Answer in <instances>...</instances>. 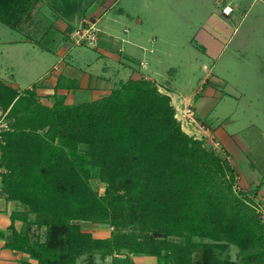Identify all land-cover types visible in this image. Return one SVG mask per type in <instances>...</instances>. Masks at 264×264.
I'll return each instance as SVG.
<instances>
[{"label": "trees", "instance_id": "trees-1", "mask_svg": "<svg viewBox=\"0 0 264 264\" xmlns=\"http://www.w3.org/2000/svg\"><path fill=\"white\" fill-rule=\"evenodd\" d=\"M0 107L11 126L0 134L2 191L25 208L11 215L6 247L35 261L20 264H76L121 251L158 264H234L217 255L229 245L243 261L264 260V222L250 197L236 193L231 164L182 131L170 96L152 81L128 80L97 100L49 107L0 80ZM91 168L106 184L103 196L90 186ZM15 220L26 229L17 231ZM82 221L148 234L96 239ZM32 226L44 233L32 237Z\"/></svg>", "mask_w": 264, "mask_h": 264}, {"label": "crops", "instance_id": "crops-1", "mask_svg": "<svg viewBox=\"0 0 264 264\" xmlns=\"http://www.w3.org/2000/svg\"><path fill=\"white\" fill-rule=\"evenodd\" d=\"M119 1L106 0L103 7L94 4L93 12L98 16L92 22L98 28L95 45H73L65 37L67 24L61 19L37 40L30 39L21 28L0 23V80L19 94L32 91L38 102L49 107L60 100L67 105L94 101L128 80H150L170 96L177 109L192 106L198 118L211 124L218 143L232 158L234 172H240L231 156L239 155L235 137L223 125L213 123L207 107L211 99L219 97L218 86L224 81L214 73V63L220 56L217 52L239 32L252 3L242 9L236 5L242 15L232 27L229 21L222 20L226 15L221 12L222 6L232 0H189L174 5L169 9L171 13L162 14L164 21L160 25L133 15L123 6L117 7ZM255 24H259L257 19ZM252 27L254 35L259 29ZM24 210L20 202L6 198L0 175V264H20L21 260L35 263L28 254L6 247L12 240L11 215ZM79 224L93 238L112 236L113 228L106 224ZM13 226L17 231L26 229L21 220H15ZM91 259L94 264H158L155 256L126 251L83 255L76 264H91Z\"/></svg>", "mask_w": 264, "mask_h": 264}, {"label": "rangeland", "instance_id": "rangeland-1", "mask_svg": "<svg viewBox=\"0 0 264 264\" xmlns=\"http://www.w3.org/2000/svg\"><path fill=\"white\" fill-rule=\"evenodd\" d=\"M105 1L0 0V23L3 26L21 28L25 30L30 39L37 40L53 26L54 21L61 19L67 24L64 34L69 40L68 34L73 30L92 26L96 28V32L98 31L97 26L92 24L98 17L97 13L93 12L94 4L97 2L96 4L103 7L102 3ZM186 1L189 0H120L117 7L123 6L126 11L133 15L138 14L160 25L164 21L162 14L168 15L171 13L169 9L174 5L183 4ZM250 3H252V10L243 26L240 27L239 32H235L234 35L231 33L232 37L228 43L223 44V49L217 52L220 56L215 63L214 60H210L211 63H214V73L224 81L218 86L219 97L211 99L207 108L213 123L223 125L224 129L235 137L236 145L239 147V155L233 153L231 156L237 162L240 172L235 171L237 173L234 177V189L240 197L249 194L251 204L264 222V0H232L231 5L234 10L230 16H225L222 20L229 21L234 27V23H238L237 20L242 15L236 5L240 4L239 9H242L248 7ZM259 12H261L260 15ZM135 16L132 23H134ZM256 19L259 24L253 25V21ZM1 26L0 28H2ZM252 26L259 29L254 32V35L251 34ZM4 37L9 38V35L5 34ZM158 90L162 92L159 88ZM171 103L175 108V116L182 131L192 138H201L200 140L203 141L206 148L213 149L216 154L231 164L232 158L228 157L229 154L219 143L216 149L211 145L209 135H213L215 138L213 141H217L211 124L202 121L195 112L197 124L182 126L184 123L182 124L178 118H186L182 113L189 105L177 109L172 101ZM7 112L8 110L4 111L0 107V134L4 130H11ZM182 122L184 121L182 120ZM86 148V146L81 145L79 147L80 153H85ZM250 162L253 163L250 164ZM2 164L3 162L0 160L1 178L6 173ZM98 175V169L91 168L89 183L99 196H103L106 184L99 179ZM253 176L257 179H254ZM33 219L34 214L29 213L28 220ZM96 224L104 227L100 223ZM106 225L110 226L107 223ZM112 228L113 233L136 232L142 238L148 234V232L140 231L136 226L126 228L112 226ZM30 233L32 237L37 234L42 235L44 229L32 226ZM217 255L222 260L235 262L234 264H264V260L260 258L243 261V256L235 245H229L228 249L218 252Z\"/></svg>", "mask_w": 264, "mask_h": 264}, {"label": "built area", "instance_id": "built-area-1", "mask_svg": "<svg viewBox=\"0 0 264 264\" xmlns=\"http://www.w3.org/2000/svg\"><path fill=\"white\" fill-rule=\"evenodd\" d=\"M233 10L234 9L231 4H225L221 8V12L226 16H229L233 12ZM68 38L72 42L73 45H82V44L95 45L98 41L97 33L95 31V28H93L92 26H89L87 28H80L78 30H73L71 33L68 34ZM182 114L183 116H186L185 119L178 118L182 124L184 123V125L182 126H185V124L187 125L197 124V120L195 118V111L192 106L187 107ZM182 120L184 122H182ZM208 137L211 142V145L213 146L214 149H216L218 142L213 141V138H214L213 135H209ZM198 139H201V138H198Z\"/></svg>", "mask_w": 264, "mask_h": 264}]
</instances>
